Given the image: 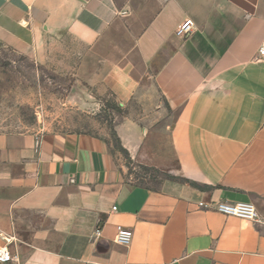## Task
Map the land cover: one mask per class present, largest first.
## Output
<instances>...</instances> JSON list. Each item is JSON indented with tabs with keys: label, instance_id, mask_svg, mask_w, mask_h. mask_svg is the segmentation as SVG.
<instances>
[{
	"label": "crops",
	"instance_id": "1",
	"mask_svg": "<svg viewBox=\"0 0 264 264\" xmlns=\"http://www.w3.org/2000/svg\"><path fill=\"white\" fill-rule=\"evenodd\" d=\"M61 37L122 108L121 147L172 179L131 181L99 133L0 130L13 264H264V0H0L3 48L35 57ZM217 202L253 203L260 222L200 207Z\"/></svg>",
	"mask_w": 264,
	"mask_h": 264
},
{
	"label": "rangeland",
	"instance_id": "2",
	"mask_svg": "<svg viewBox=\"0 0 264 264\" xmlns=\"http://www.w3.org/2000/svg\"><path fill=\"white\" fill-rule=\"evenodd\" d=\"M79 51L81 47L65 37L48 42L35 57L0 46V130L99 133L122 155L131 181L160 187L172 177L136 163L121 147L115 127L124 112L109 92L97 95L80 79ZM84 73L90 76V71Z\"/></svg>",
	"mask_w": 264,
	"mask_h": 264
},
{
	"label": "built area",
	"instance_id": "3",
	"mask_svg": "<svg viewBox=\"0 0 264 264\" xmlns=\"http://www.w3.org/2000/svg\"><path fill=\"white\" fill-rule=\"evenodd\" d=\"M194 29V22L190 19H185V21L178 27L177 35L179 37H186V35L190 34ZM259 55L261 58H264V47L260 48ZM200 207L207 210H214V212L216 211L225 216L241 218L253 223H259L261 218L255 205L250 202H217L211 205L201 203ZM133 236L134 234L131 229L119 226L117 228L115 242L120 246L128 247L132 243ZM15 260L16 257L12 255L8 244L0 245V263L13 264Z\"/></svg>",
	"mask_w": 264,
	"mask_h": 264
}]
</instances>
